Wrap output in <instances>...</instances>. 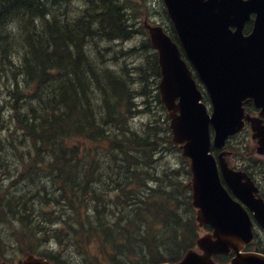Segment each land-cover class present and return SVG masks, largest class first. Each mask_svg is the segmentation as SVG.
Instances as JSON below:
<instances>
[{"label": "trees", "instance_id": "trees-1", "mask_svg": "<svg viewBox=\"0 0 264 264\" xmlns=\"http://www.w3.org/2000/svg\"><path fill=\"white\" fill-rule=\"evenodd\" d=\"M81 1L82 14L70 22L57 15L71 0H0V69L7 73L0 149L12 150L0 151V264L13 263L10 254L19 251L55 264H91L92 238L111 250L102 264L179 261L201 228L189 163L172 141L160 101L157 52L146 37L141 50L115 54L122 64L103 58L115 50L109 44L143 32L137 2ZM171 150L182 164L163 166ZM156 221L175 245L144 249ZM255 245L264 252V239Z\"/></svg>", "mask_w": 264, "mask_h": 264}, {"label": "water", "instance_id": "water-1", "mask_svg": "<svg viewBox=\"0 0 264 264\" xmlns=\"http://www.w3.org/2000/svg\"><path fill=\"white\" fill-rule=\"evenodd\" d=\"M184 52L204 83L212 112L179 45L161 25L145 24L161 69L160 98L173 134L189 160L192 204L201 226L212 232L197 240L177 262L160 264H216L217 254L234 253L229 264H264V254L245 251L254 241L253 225L246 205L264 228V198L246 172L235 171L220 152L228 138L250 121L258 151L264 153V123L245 113L244 102L254 100L264 115V0H164ZM255 27L243 28L251 14ZM232 27H236L233 31ZM211 128L214 136H212ZM219 163V165H218ZM220 166V169H219ZM220 171L226 186L222 183ZM2 264H9L4 262ZM21 264H54L33 254Z\"/></svg>", "mask_w": 264, "mask_h": 264}, {"label": "rangeland", "instance_id": "rangeland-1", "mask_svg": "<svg viewBox=\"0 0 264 264\" xmlns=\"http://www.w3.org/2000/svg\"><path fill=\"white\" fill-rule=\"evenodd\" d=\"M150 1V5L145 6V1L143 0H124L125 3H127L128 5H134L137 2V11L139 13V15L141 16V22H145V23H149V24H153V23H160L161 25H165L167 27L170 26V22L168 21V18L165 14L164 11V7H163V3L160 0H149ZM71 3V4H70ZM70 5V7H69ZM85 7V4L83 1L81 0H71V2H69L67 4V10L65 11V9H63V6H60V8L58 10H60V12L63 13V10L66 12V14H61L58 15L62 20L68 19L70 22L74 21V19L78 18L79 14H82L83 12V8ZM148 10V13H145L144 16H142L144 10L145 12ZM147 14V15H146ZM147 20V21H146ZM142 23V24H143ZM147 35L143 32H141V34L137 35L136 37H134L133 39H131L128 42L125 43H112L109 44V48L111 49H115V50H109L110 56L107 54V52H105L104 57L106 60H108L109 62H117V64H122V62L125 60L123 57H118L117 59H114L115 54L118 52V54H120L121 50L124 49H129L131 47H141L142 45H146L147 44ZM142 47L139 49L141 50ZM142 54V53H141ZM144 54V53H143ZM121 55V54H120ZM119 55V56H120ZM131 58H133L132 60H130ZM137 56H128V64L129 66H134L136 60H137ZM99 59H102L101 57H99ZM114 64V63H113ZM115 65V64H114ZM2 73V74H1ZM3 75L7 76L6 72H3L2 69H0V96H2L5 92V85L7 84V82H3ZM146 99V98H145ZM148 99V97H147ZM143 101V99H142ZM137 102V104H141V102ZM208 103V102H207ZM155 106H159L158 103L155 104ZM4 107L7 110L6 116H5V120L4 122H11L10 119V115H11V106L9 105V103H6L4 105ZM137 123H140V121L137 119ZM257 142L255 140L252 139V131L251 129L247 130V132L243 135L238 136L237 138H234L232 140V144H230V146H228L227 151H232L231 157L229 156V161L234 165V166H240V164L243 166L244 164L246 165H252V167H249V169H251L253 172H255V170L257 169L259 172L258 176L260 177V179L262 180V182H264V154L261 155L257 152ZM0 151H2L3 153H8L11 154L12 150L11 148H7V149H0ZM175 151V150H173ZM178 153V152H177ZM177 153H172L168 152L167 155L165 157H163V166L167 165L169 163L172 164H182V159L180 157H176ZM178 155V154H177ZM14 158V157H12ZM28 159H31L30 156L28 157ZM168 166V165H167ZM159 167L162 168L161 163H159ZM107 168L112 172V170L114 169V167L111 165L107 166ZM122 175H119L120 181H122ZM136 188V187H135ZM112 196L115 195V192L113 191ZM120 201H122V198H119ZM119 205V204H118ZM180 206H185L182 202H180ZM106 213H104L105 215ZM105 219L107 220V216L105 217ZM136 223H141V219L140 217L137 216L136 219ZM168 224L173 225V223H171V221H167ZM148 224H149V220H148ZM149 231L151 233L150 237H146V235L144 236V240H143V246L144 249L148 248L150 245L152 244H157V246H161L162 249H165L164 246L170 243V246L175 245V241L173 239H169L166 238L167 234H168V229L165 226H160V222L156 221L154 223L151 224V226L149 227ZM3 232V230L0 228V237L4 235L1 233ZM206 230L205 229H201L199 231V236H203L204 234H206ZM4 233V232H3ZM139 236V234H137V237ZM2 238H0V243L2 244ZM133 243L135 242L134 239L132 241ZM108 246H101L99 243V240L97 238H92L89 242V252L91 253V264H102V262H105L108 260V255L106 253V250L108 249L109 251L110 248H106ZM5 252V251H3ZM3 252H1V254H3ZM22 253V254H21ZM128 255H133V252L131 250H129ZM27 255V254H26ZM26 255H23V251H19V253H13L10 254V256L13 258L14 262H18V260H22ZM4 256V255H2ZM13 262V263H14Z\"/></svg>", "mask_w": 264, "mask_h": 264}, {"label": "flooded vegetation", "instance_id": "flooded-vegetation-1", "mask_svg": "<svg viewBox=\"0 0 264 264\" xmlns=\"http://www.w3.org/2000/svg\"><path fill=\"white\" fill-rule=\"evenodd\" d=\"M254 17H255V15H253L252 16V19L249 20L246 23L245 28H244L245 34H248V33H250L252 31V28H253V25H254ZM248 104H250V106H251L250 107L251 110H249V113L251 115H259V109L256 108L255 104L253 102H249ZM263 119H264V117H263ZM247 127H250V124L247 123ZM227 161H228L229 165L231 164L235 169H240V168L234 166L229 161V158L228 157H227ZM250 176L255 181V183L258 185L259 190H260V193L263 195L264 194V182H262V180L260 179V177L258 175H256L255 173L251 174Z\"/></svg>", "mask_w": 264, "mask_h": 264}, {"label": "bare ground", "instance_id": "bare-ground-1", "mask_svg": "<svg viewBox=\"0 0 264 264\" xmlns=\"http://www.w3.org/2000/svg\"><path fill=\"white\" fill-rule=\"evenodd\" d=\"M68 4V3H67ZM71 4V3H70ZM67 7V6H66ZM70 7V5H69ZM65 11H68L67 8L65 9ZM66 14V13H65ZM58 16V15H57ZM65 21H69L68 19H65Z\"/></svg>", "mask_w": 264, "mask_h": 264}]
</instances>
